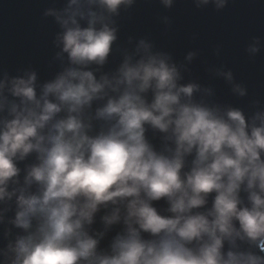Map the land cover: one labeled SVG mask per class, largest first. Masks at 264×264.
I'll use <instances>...</instances> for the list:
<instances>
[{
    "label": "clouds",
    "instance_id": "1",
    "mask_svg": "<svg viewBox=\"0 0 264 264\" xmlns=\"http://www.w3.org/2000/svg\"><path fill=\"white\" fill-rule=\"evenodd\" d=\"M137 2L47 10L60 70L40 85L34 70L0 71V264H264V101L219 103L211 85L186 81L200 50L177 61L148 36L103 72L114 17ZM231 2L191 0L216 12ZM244 51L254 59L264 38ZM208 71L249 97L231 69Z\"/></svg>",
    "mask_w": 264,
    "mask_h": 264
},
{
    "label": "water",
    "instance_id": "2",
    "mask_svg": "<svg viewBox=\"0 0 264 264\" xmlns=\"http://www.w3.org/2000/svg\"><path fill=\"white\" fill-rule=\"evenodd\" d=\"M67 3L68 0H0V71L23 76L34 70L38 85L54 77L61 68V61L56 59L60 48L55 43L61 28L53 16L44 13L49 9L61 10ZM166 15L173 20L167 31L162 19ZM114 19L119 28L118 40L103 72L117 67L122 50L134 48L141 37L148 36L158 48L173 52L177 61L183 60L188 51L200 50V56L190 65L191 73H185L186 81L197 79L204 86L211 85L219 103L248 109L250 99L264 101V51L254 59L244 51L253 36L264 38V0H232L223 12H216L213 5L196 9L191 0H177L170 11L159 0H138L132 8H122L120 16ZM219 68L231 69L236 82H245L249 97L238 99L223 77L210 75L208 69ZM146 135L160 143L158 137L162 134ZM27 162H32V158ZM155 206L159 210L167 207L163 201L155 202ZM94 227H101L99 221ZM0 246H5L2 239Z\"/></svg>",
    "mask_w": 264,
    "mask_h": 264
}]
</instances>
